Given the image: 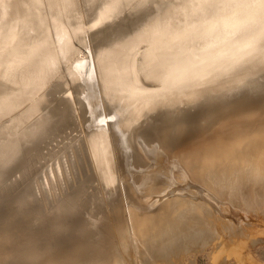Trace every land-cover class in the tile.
Instances as JSON below:
<instances>
[{"label": "bare ground", "instance_id": "obj_1", "mask_svg": "<svg viewBox=\"0 0 264 264\" xmlns=\"http://www.w3.org/2000/svg\"><path fill=\"white\" fill-rule=\"evenodd\" d=\"M251 213L264 0H0V264H176Z\"/></svg>", "mask_w": 264, "mask_h": 264}, {"label": "rangeland", "instance_id": "obj_2", "mask_svg": "<svg viewBox=\"0 0 264 264\" xmlns=\"http://www.w3.org/2000/svg\"><path fill=\"white\" fill-rule=\"evenodd\" d=\"M167 105V104H165ZM163 113V109L160 107H156L153 110H148L146 113L145 119H143V124L154 127L157 125L159 120V116ZM109 117L103 116L100 118V125H106L109 121ZM48 186V185H47ZM251 213L250 218L246 220L243 225L239 228L241 232L246 234H252V236H258L264 240V217L262 214ZM261 215V216H260ZM246 223V224H245ZM252 225L249 228L248 225ZM219 229L222 227L218 226ZM223 231V229H221ZM252 231V232H251ZM226 235V234H225ZM223 235L224 247L219 248L218 251H215L212 246H208L203 251L198 253L192 252L189 254H181L179 257L175 259L176 264H264V241H258L255 243L247 240L246 238H242L239 242H234L230 239V237ZM260 235V236H259ZM231 240V241H230ZM232 242V243H230ZM238 243V244H237ZM228 246L230 247L228 250ZM222 247V246H221ZM221 249V250H220ZM214 250V252H213ZM228 251V252H227ZM226 252L228 253V257L226 256ZM230 252V254H229Z\"/></svg>", "mask_w": 264, "mask_h": 264}]
</instances>
